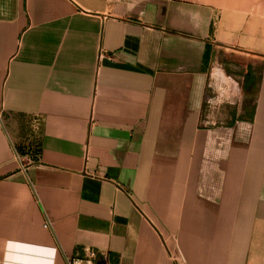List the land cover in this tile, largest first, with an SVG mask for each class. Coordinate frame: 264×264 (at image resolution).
Returning <instances> with one entry per match:
<instances>
[{"label":"crops","instance_id":"obj_1","mask_svg":"<svg viewBox=\"0 0 264 264\" xmlns=\"http://www.w3.org/2000/svg\"><path fill=\"white\" fill-rule=\"evenodd\" d=\"M85 248L264 264V0H0V264Z\"/></svg>","mask_w":264,"mask_h":264},{"label":"rangeland","instance_id":"obj_2","mask_svg":"<svg viewBox=\"0 0 264 264\" xmlns=\"http://www.w3.org/2000/svg\"><path fill=\"white\" fill-rule=\"evenodd\" d=\"M224 56V55H223ZM221 54L218 55L217 62L214 65L218 66L221 63H225V58ZM229 59L233 60V53H231L228 57ZM223 61V62H221ZM225 66V65H224ZM240 68V67H239ZM238 70V69H236ZM214 71V70H213ZM227 73H231L232 69H230L229 66H227ZM227 88H218L215 93H212V102L211 103H204L203 106V116L210 121V122H219V121H228L230 117H234L236 114V109L238 107L237 103V97L239 98V95L236 96L232 95L231 93L228 94L226 91ZM250 103L248 101V104L246 107H249ZM245 113V112H244ZM241 114V113H240ZM209 117V118H207Z\"/></svg>","mask_w":264,"mask_h":264},{"label":"built area","instance_id":"obj_3","mask_svg":"<svg viewBox=\"0 0 264 264\" xmlns=\"http://www.w3.org/2000/svg\"><path fill=\"white\" fill-rule=\"evenodd\" d=\"M47 224H44L46 226ZM86 258L84 260L71 259L68 260V264H93V260L97 257L96 252L91 248H85Z\"/></svg>","mask_w":264,"mask_h":264}]
</instances>
